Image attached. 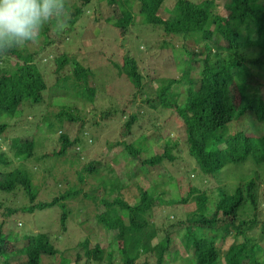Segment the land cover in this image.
Wrapping results in <instances>:
<instances>
[{"label":"trees","instance_id":"trees-1","mask_svg":"<svg viewBox=\"0 0 264 264\" xmlns=\"http://www.w3.org/2000/svg\"><path fill=\"white\" fill-rule=\"evenodd\" d=\"M99 1H102L103 6L99 10L104 17L102 24L119 28L122 36H128L132 25L137 24L138 29L132 32L135 36L132 39L145 37L147 34H142L147 25L152 29L148 30L152 44L149 48L154 50L158 43L160 50L172 49L174 54V63L165 69L170 75L162 78L161 85L155 88L152 81L156 78L140 67L146 57L137 59L127 49L123 62L117 63H120V73L130 76L136 88L131 104L138 108L126 115L125 109L111 105L102 111L101 118L106 120L120 113L122 117L126 116L125 119L121 118L123 136L146 116L154 122L150 121L149 125L145 123V127L152 126L160 131L162 126L158 125V116L164 111L172 112L177 117L176 121L184 127V143L196 161L197 170L204 175L202 185L208 181V177L217 180L218 175L230 165L248 161L252 171L234 175L232 180L236 182L231 184L234 185L232 191L218 185L215 195L204 194L202 187L195 185L180 200L175 194L166 200L163 192L154 193L152 188H144L136 182L138 197L134 201H127L121 195L125 186L122 179L116 176L117 185L109 186L108 173L102 171L103 163L97 159L76 168L77 179L72 181L68 178L74 182L72 188L51 201H43L38 199L39 191L26 165L8 171L0 170L1 189L22 187L30 198V205L21 208L5 207L3 210L0 203V264H12V258L17 264H176L177 260H180L178 264H264V128L260 131L251 130L254 123L252 116L264 122V94L261 92L264 85V0H230L226 5L229 11L227 15L215 11V0H176L170 9L165 6L167 0H119L121 7L111 14L106 11L108 5H115L114 0H107L108 5L103 0ZM91 2L84 0L82 5L72 2L70 26L62 33L54 32L56 39L51 36L53 31L46 28L42 35L44 41L38 49L31 51L27 46L0 57L1 165L24 161L33 156L38 147V141L33 136L27 138L19 135L13 137L10 143L12 158L2 149L7 139L5 133L11 130L10 119L23 107L29 106L30 102L37 104L44 100L48 84L39 67V57L47 63H54V71L62 83L68 86L62 91L75 95L69 98L71 106L63 105L54 110L53 117L61 125L56 133L62 129L64 122L77 123L85 118L77 103L83 96L91 101L94 99L97 87L94 83L91 85V78L95 77L97 66H85L80 62L82 56L87 57L86 50L89 48L79 47L78 57L69 47L78 37L73 29L85 15L83 13L88 14ZM163 11H167L168 16H164ZM124 14L128 23L120 20ZM94 16L92 20L99 24L101 16ZM156 33L170 36L171 39H183V42L176 45L163 40L161 43ZM96 38L88 41L83 38L82 42L94 41ZM58 43L67 47L59 48ZM90 47L98 57L100 53L96 47H101L100 40ZM12 55L16 60L10 57ZM186 57H189L188 60ZM12 60L15 61L14 65L11 64ZM195 72L198 76L193 75ZM64 81H71L73 86L69 87ZM71 89L77 90L76 93L67 92ZM235 97L238 100L235 101ZM44 115L48 113L42 114V118ZM248 119L250 123H247ZM234 122H237L235 129L226 132L227 126ZM55 126V122H51L50 131ZM28 131L25 129L24 132ZM139 139L130 142L127 137L123 143L130 160L139 162L142 169L153 167L165 158L174 159V156L166 153L153 158L147 155L143 157L147 152L135 143ZM157 139L161 137L157 136ZM80 141L79 137L72 140L67 133L61 132L60 149L45 155L58 154L64 163H68L77 157L76 154L74 157L68 156V149ZM132 172L138 175L135 168H132ZM88 177L94 183H87ZM116 192L119 194L109 196ZM195 192L197 207L187 213L186 221L179 219L174 224L170 222L172 228L187 222L182 227L184 231L181 233L179 230L184 247L181 252L173 245L169 228L160 229L149 217L152 216L157 199L166 205L185 203ZM80 197L95 205L97 213L94 220L109 233L107 245L102 243L98 233L92 234L93 231L79 238L75 247L61 250L57 246V240L61 239L52 237L50 232H16L14 248L7 249L8 236L4 229L13 213H33L37 209L42 210L61 201L65 204L67 200ZM64 204L59 230L62 234L69 230L68 219L72 211ZM85 208L82 204L77 207L83 212ZM96 236L93 245V237ZM228 237L233 238V241L224 248L222 244ZM72 251H76L74 259L68 255ZM59 254L62 255L60 259L57 258Z\"/></svg>","mask_w":264,"mask_h":264},{"label":"rangeland","instance_id":"rangeland-1","mask_svg":"<svg viewBox=\"0 0 264 264\" xmlns=\"http://www.w3.org/2000/svg\"><path fill=\"white\" fill-rule=\"evenodd\" d=\"M109 4L107 0H103ZM192 1H202V0H192ZM230 0H215V11L221 13L222 15H227L228 10L226 8L227 3ZM73 3L82 5L84 0H72ZM176 0H167L165 6L170 9L174 6ZM115 5L112 7L108 5L107 14L114 13L121 7L119 0H114ZM102 1L92 0L88 7V14L84 12L82 18L76 23L73 32L76 36L75 43L69 47V49L76 53L79 57L80 48L86 47L87 57L83 56L80 62L85 66H92L95 69V77L91 78V85L96 84V95L91 101L87 97H81L77 103L78 107L82 109L81 114L84 115L82 122H69L63 123L62 129L56 133V131L61 127L60 124L54 119V110H57L59 106L69 107L72 102L69 98L74 97L71 93H64L62 89H67L68 86L62 83L61 78L54 71V63L51 61L48 63L44 60H40L39 57V67L43 70L44 78L47 81L48 88L44 91V100L41 103L32 104L30 102L29 106H25L21 111L10 119L11 130L7 131V139L2 145V149L8 152V156L12 158V152L10 151V143L13 137L16 136H27L38 141V147L36 152L30 158L24 161H15L10 165H1L0 170H12L18 168L22 164L26 165L31 172L33 178V183L36 189L39 191L38 199L43 201H51L55 197H59L64 194L69 188H72V184L77 179L76 168H81L85 165V162L91 160L99 159L102 165V171L108 173L109 186H116L115 177L119 176L124 183L123 190L121 191L122 197L127 201H134L138 197L139 189L136 182H139L144 188H152L154 193H164L163 198L166 200L177 196V199H181L187 196L190 187L195 185H200L202 187L201 191L204 194L217 192L216 186L225 187V190L232 191L236 181L232 180V177L236 174L242 175L247 172L252 171V167L249 166L251 163L245 162L244 164L230 165L226 170L218 175L217 180L215 178L208 177V181L203 183L204 178L203 173L197 170L195 159L189 154L188 148L184 141L186 138V133L184 127L181 126L179 121H176V115L172 114L170 111H164L158 116V125L162 126V130H156L154 127H145V123L154 122V120H148V116L142 119L134 129L127 133V135L122 136V117L120 114H115L110 116L108 119L104 120L101 118L103 116L102 111L108 109L109 106L114 108L121 107L125 109L126 115L135 111L138 107L131 104L133 100V94L136 88L133 86L130 76L120 73V63L123 62V57L129 49L135 58L140 59L143 56V63H140V67L146 72L151 73V77L156 79L152 81V85L155 88L162 83V78L169 76L170 73L165 72L166 66H172L174 63V54L172 49L167 51L160 50L159 44L157 43V48L154 50L149 48L152 44L150 43V37L148 35V30H152L151 27L145 26L142 35H146L141 39H136L132 32L138 29V25H132L130 33L128 36H122L119 28L113 26H107L102 24L104 17L99 12L102 9ZM95 9V10H94ZM94 15L101 16L100 23H96L91 17ZM126 14L120 19L123 23H128L126 20ZM164 16H168L167 11H163ZM85 20V21H83ZM80 22V23H79ZM141 26V25H140ZM148 27V29H147ZM160 41L169 40L172 43L179 45L183 42V39L173 38L170 36L158 34ZM51 36L56 39L54 32ZM97 37L96 40H100V48L96 47V50L100 53L98 57L95 55L96 52L92 51L90 47L94 41L82 42L83 38L93 39ZM135 37V36H134ZM44 41L42 37L38 43L29 45L28 48L32 51L38 49L41 43ZM80 43H82L80 45ZM131 43V44H129ZM80 45V46H79ZM59 48H65V44H57ZM151 50H153L151 54ZM82 53H85L81 51ZM105 53V54H102ZM160 52V54H159ZM177 53V52H176ZM178 54V53H177ZM89 56V57H88ZM14 57V55L10 56ZM189 57L185 59L188 60ZM197 59V58H196ZM16 60V59H15ZM113 61V62H112ZM120 62V63H117ZM11 64L14 65L15 61L12 60ZM54 66V67H53ZM146 67V68H145ZM160 73V74H159ZM194 76H198V73H193ZM69 87L73 86L71 81H64ZM77 90H68L67 92L76 93ZM261 92L264 94V85L261 87ZM234 94L236 92L234 91ZM238 100L235 97V101ZM139 102L140 99H137ZM28 102V101H27ZM26 103V102H25ZM24 103V104H25ZM58 107V108H57ZM44 115L42 118V114ZM120 115V116H119ZM254 121L252 131H260L264 128V122H260L255 119L254 116L251 117ZM3 120H8V118H3ZM51 122H55L54 130L50 131ZM250 119L247 123H250ZM237 122L229 124L225 131H233L236 127ZM29 130L24 132L25 129ZM61 132L67 133L72 140L76 137L81 139L79 144H74L68 150V156L77 157L71 159L68 163H64V160L60 155H48L46 153H56L54 150L60 149V135ZM55 133V134H54ZM54 134V135H52ZM143 135V137L141 136ZM157 136L161 139L158 140ZM128 137V141L132 142L135 138H140L139 142H135L137 145L142 146V151L144 156L154 157L157 154H168L174 156L173 160L165 158L163 162L154 165L153 167H144L142 169L139 166V162L131 161L127 151L125 149L123 141ZM170 137V138H168ZM156 141V142H155ZM154 142V144H153ZM153 145V146H152ZM111 148H110V147ZM45 155L44 159H41ZM81 155L80 159L79 156ZM60 157V158H59ZM80 163L76 164L77 162ZM75 164V165H74ZM74 165V166H73ZM108 167L109 170L107 169ZM132 168H135V172L138 171V175L135 176L132 172ZM112 172V173H111ZM68 176V177H67ZM72 180V181H70ZM87 183H94L93 179L88 177ZM89 185H86L88 189ZM119 194V192L112 193L109 196H114ZM197 192L192 193L187 202H179L172 205L161 204L157 199L155 201V206L153 208L152 216L149 217L156 226L160 229H167L171 231L174 244L180 251H184L182 246L180 234L184 231L182 227H185L187 222L176 224L175 228L170 226L179 221V219L186 221L187 213L195 210L197 207L196 196ZM112 198V197H111ZM59 202L58 204L42 209L35 210L33 213L30 212H15L10 218H8V225L5 227L4 231L7 234L6 247L7 249H13L15 239V233L25 234L27 232H32L33 234H42L45 232H50L51 236L58 237L61 240H57V246L61 249H69L70 247L76 246V241L79 238H83L89 232L92 234H99L102 243L107 245L109 241V233L107 230L101 226H98L94 220L97 210L94 204L88 199L78 198L74 200H67ZM0 203L3 207H26L30 205V198L22 187L13 190H5L0 188ZM64 205L66 208H72L71 214L68 219L69 230L67 233H60L61 229V215L64 212ZM82 204L86 206L84 212L77 209L78 205ZM1 212V211H0ZM2 218V217H0ZM183 223V224H182ZM93 229V230H89ZM181 231V233L179 232ZM161 235V234H160ZM111 238V237H110ZM97 236L93 237V245L96 243ZM233 238L228 237L225 243L222 244L224 248H227L232 243ZM69 256L75 258L76 251L69 252ZM72 254V255H71ZM62 255H58L57 258H61ZM53 260V259H52ZM180 260L176 261V264ZM12 264H17L15 259L12 258Z\"/></svg>","mask_w":264,"mask_h":264},{"label":"clouds","instance_id":"clouds-1","mask_svg":"<svg viewBox=\"0 0 264 264\" xmlns=\"http://www.w3.org/2000/svg\"><path fill=\"white\" fill-rule=\"evenodd\" d=\"M72 11V0H0V57L38 43L46 28L64 32Z\"/></svg>","mask_w":264,"mask_h":264}]
</instances>
